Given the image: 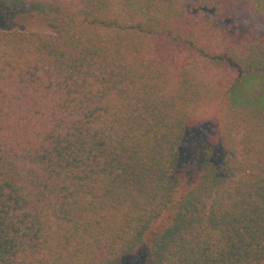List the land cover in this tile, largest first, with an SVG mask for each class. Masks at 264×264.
<instances>
[{"label": "trees", "instance_id": "trees-1", "mask_svg": "<svg viewBox=\"0 0 264 264\" xmlns=\"http://www.w3.org/2000/svg\"><path fill=\"white\" fill-rule=\"evenodd\" d=\"M77 2L0 0V264H264V0Z\"/></svg>", "mask_w": 264, "mask_h": 264}, {"label": "rangeland", "instance_id": "rangeland-1", "mask_svg": "<svg viewBox=\"0 0 264 264\" xmlns=\"http://www.w3.org/2000/svg\"><path fill=\"white\" fill-rule=\"evenodd\" d=\"M59 6L62 11H74L78 8L77 0H46ZM241 30H246L247 26L240 22L237 26ZM0 30H21L25 32L50 33L43 16L32 15L28 11L22 13H6L0 8ZM207 148L213 150L212 160L216 165L224 163L230 164L235 168L238 158L227 156L223 150L222 143L216 135V130L211 124H202L189 128L182 139L178 151L179 162L178 171L189 173L195 164L200 162ZM236 176L238 172L235 171ZM150 255L147 250H142L137 255L124 261L122 264H151Z\"/></svg>", "mask_w": 264, "mask_h": 264}]
</instances>
